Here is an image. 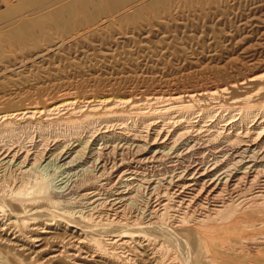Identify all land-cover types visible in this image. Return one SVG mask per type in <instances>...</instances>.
Instances as JSON below:
<instances>
[{"label":"bare ground","instance_id":"bare-ground-1","mask_svg":"<svg viewBox=\"0 0 264 264\" xmlns=\"http://www.w3.org/2000/svg\"><path fill=\"white\" fill-rule=\"evenodd\" d=\"M171 1L150 0L133 18L153 9L170 12ZM24 15L13 11L0 15L11 26L0 31V60L7 56L6 45L29 47L39 39L25 35L31 26ZM51 18L62 34L82 22L65 7ZM258 79L264 81V75L250 81ZM228 90L217 86L185 95L157 93L145 103L63 94L0 110V247L18 259L45 264L39 256L48 254L46 236L62 230L71 233L51 245L53 255L47 256L51 260L45 257L49 261L64 257L145 264L146 255L153 264H255L253 253L264 252V236L251 233L264 226V100L254 103V95L244 94L236 101L241 104L228 105L219 100ZM256 92H264V86ZM101 108L105 110L100 112ZM83 157L87 168L55 188L38 169L47 159L65 161L61 167H70ZM241 188L251 192L242 198L237 192ZM47 211L60 221L48 223ZM228 223L235 228L233 237L220 239V230L218 237L210 236V247L203 245V235ZM192 225L200 245L208 247L198 262L191 256L181 260V244L174 241L179 230ZM100 228L105 232L97 233ZM185 245L190 250L188 241Z\"/></svg>","mask_w":264,"mask_h":264},{"label":"rangeland","instance_id":"rangeland-1","mask_svg":"<svg viewBox=\"0 0 264 264\" xmlns=\"http://www.w3.org/2000/svg\"><path fill=\"white\" fill-rule=\"evenodd\" d=\"M31 1L34 0H0V15L10 11L19 15L26 14L25 19L24 17L20 19L26 20L31 26L25 35L39 37V42L37 40L29 47L19 45L16 46L20 48L16 46L13 48L12 45L4 47L6 50L3 52L7 56L0 60V69L3 70L0 72V110L13 107L15 109L66 94L81 99L87 96H90V99L112 97L145 103L148 96L152 97L157 93L181 92L180 94L185 95L186 92L214 89L217 86L229 89L228 93L223 95L225 98H219L228 105L239 100L238 97L244 94L254 95L252 98L254 103L264 100V92H256L259 86H264V81L261 82L259 79L250 81L251 78L264 75V0H172L170 12L161 9L147 10L139 18H133V13L150 0H36L41 3L33 5L29 4ZM74 5L78 8H74ZM64 7L68 12L75 13L79 19L81 17L82 21L65 31L67 34L60 33L51 18L55 11ZM125 13L129 14L128 20L123 17L127 15ZM90 16L94 19H90ZM148 17L151 22L146 20ZM28 19H31L32 23ZM35 19L43 22L39 25ZM45 21L49 22L48 25ZM39 26L41 30L37 31ZM10 27L0 20V31L4 32ZM42 30H45V33ZM43 35L46 36L44 40ZM8 48H11V53ZM205 101L209 104V100ZM236 104L239 105L241 102L238 101ZM123 108L125 107L119 109ZM103 110L105 108L99 111ZM85 161L87 159L83 157L70 167L67 165L61 167L65 161L47 159L39 163L38 169L55 188L73 177V174L79 171L82 173L83 169L87 168L84 165ZM237 192L241 193L243 198L251 190L241 188ZM262 207L264 208V205ZM47 212L48 215L44 218L48 223L60 221L58 216ZM77 220L84 225L81 219ZM228 225L218 227L219 230L217 227L210 229L209 232L212 234L207 232L208 234L203 235L205 239L203 245L207 243L206 246L210 247L212 244L210 239L218 237L216 235L221 232L220 239L229 235L233 237L235 231L231 229L235 228L231 225L226 228ZM240 226L245 229L243 224ZM195 227L192 225L190 230H179L176 235L178 237L174 241L182 245L178 247L181 260H188L191 256L192 262H198L206 254L203 251L205 246L199 243L197 238L199 233H196ZM101 228L97 233L105 232ZM261 228L262 230L253 229L255 232L251 233L254 236L257 234L264 236V226ZM226 231L231 232L227 234ZM57 232V235L49 233L50 235L46 236L49 237L46 251L49 255L39 256L46 260L45 264H105L97 259L84 262L64 257L49 261L48 257L54 252L51 245L60 242L63 240L62 236L66 237L71 233L65 234L62 230ZM247 232L245 229V233ZM225 233L228 236H224ZM162 238L164 239L163 236ZM186 241L190 243V250L185 248ZM0 251V264H36L26 257L18 259L16 254L9 252L5 247H0ZM197 252L203 254L202 257ZM253 254L252 260H255V264H264V252L258 254L257 251ZM144 256L145 264H153L151 258ZM187 264H191V261H187Z\"/></svg>","mask_w":264,"mask_h":264}]
</instances>
